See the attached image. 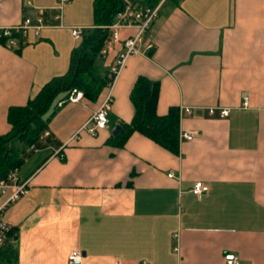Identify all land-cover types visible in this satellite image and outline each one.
<instances>
[{
	"label": "crops",
	"instance_id": "1",
	"mask_svg": "<svg viewBox=\"0 0 264 264\" xmlns=\"http://www.w3.org/2000/svg\"><path fill=\"white\" fill-rule=\"evenodd\" d=\"M57 1L0 0V29L40 15L44 24L18 47L0 40V136L11 107L68 70L82 43L71 27L95 26L94 0H71L54 20ZM134 32L121 29V38ZM149 37L151 51L129 56L118 73L96 136L71 141L101 98L57 103L44 146L17 169L28 193L3 212L13 237L0 264H67L75 250L82 264H225L228 254L264 264V0H163ZM121 48H104L105 68ZM138 76L159 82L157 113L177 106L179 131L195 133L177 155L139 132L122 147L109 142L133 117ZM195 183L206 193L194 195Z\"/></svg>",
	"mask_w": 264,
	"mask_h": 264
},
{
	"label": "trees",
	"instance_id": "2",
	"mask_svg": "<svg viewBox=\"0 0 264 264\" xmlns=\"http://www.w3.org/2000/svg\"><path fill=\"white\" fill-rule=\"evenodd\" d=\"M160 1L142 0L138 4L155 6ZM125 5L124 0H94L95 26L84 30L81 45L71 52L68 70L45 83L25 105L8 110L11 128L0 136V181L21 166L29 154L28 147L35 145L41 149L44 146L40 141L41 134L47 130L48 121L58 109L57 103L67 100L72 89L82 91L83 97L89 100H102L112 80L109 69L102 65V50L110 43V30L104 25L112 24L116 13ZM158 94V81L137 77L130 92L133 117L112 134L110 144L122 147L130 134L139 132L168 152L179 153V108L171 106L166 114L159 115L156 111ZM8 237H13L12 229Z\"/></svg>",
	"mask_w": 264,
	"mask_h": 264
},
{
	"label": "built area",
	"instance_id": "3",
	"mask_svg": "<svg viewBox=\"0 0 264 264\" xmlns=\"http://www.w3.org/2000/svg\"><path fill=\"white\" fill-rule=\"evenodd\" d=\"M71 0H58L56 5V13L53 16L54 20H60L62 16V10L65 4L69 3ZM163 0H161L155 6L139 5L134 3H127L122 10L118 11L115 16V20L110 25H104L105 28L110 30V42L111 43H121L122 48L118 52L117 57L112 62L109 67V73L112 76L111 82L108 84L105 95L103 96L98 108L92 114L90 119L85 122L80 129L74 134L71 139L73 141L79 136L81 131H85L90 134V136H96L97 132L101 129L107 127L108 115L112 104V88L115 79L125 64L126 59L138 53L147 54L153 48V43L149 37V31L151 24L154 19L158 16L159 7ZM42 16L37 17V24L32 25L31 20L26 18L19 25L4 27L0 29V40L4 42L7 47H18L23 37L26 35L28 28L33 27L35 33L39 34V29L43 26ZM133 28L135 32L131 35L121 38V29ZM83 27H71V34L74 38H80L84 32ZM104 52V49L102 50ZM83 97L82 91L74 88L71 90L68 101L78 102ZM243 107L248 106V97H244ZM188 107H185L186 112H190ZM215 109L212 107L209 109V113L213 114ZM229 114V108H220V117H226ZM194 132L192 131H181L179 134V139L181 141H192L194 139ZM50 136L48 130H44L41 134L40 141L43 142ZM39 147L31 145L28 147L27 152H37ZM54 151V150H53ZM54 154H59V151H54ZM62 159V156H60ZM169 174L168 177H172ZM207 187L201 183H195L192 188V193L197 196H202L206 193ZM28 193V183L21 182L17 175V169L10 171L5 180L0 181V196L4 199L0 204V250L8 242V233L10 231L9 225L3 221L2 215L4 210L16 200ZM225 264H240L237 257L233 255H226L224 257ZM67 264H82V254L75 250L68 255ZM141 264H146L142 262Z\"/></svg>",
	"mask_w": 264,
	"mask_h": 264
},
{
	"label": "water",
	"instance_id": "4",
	"mask_svg": "<svg viewBox=\"0 0 264 264\" xmlns=\"http://www.w3.org/2000/svg\"><path fill=\"white\" fill-rule=\"evenodd\" d=\"M122 127L121 125H117L113 130H112V134H115L117 131L121 130Z\"/></svg>",
	"mask_w": 264,
	"mask_h": 264
}]
</instances>
